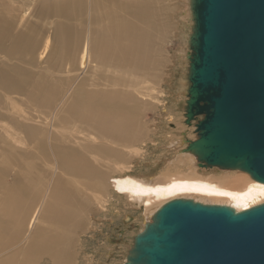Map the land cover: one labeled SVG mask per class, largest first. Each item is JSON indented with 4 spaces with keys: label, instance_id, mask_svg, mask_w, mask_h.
Instances as JSON below:
<instances>
[{
    "label": "bare ground",
    "instance_id": "1",
    "mask_svg": "<svg viewBox=\"0 0 264 264\" xmlns=\"http://www.w3.org/2000/svg\"><path fill=\"white\" fill-rule=\"evenodd\" d=\"M123 1L90 0V30L80 47L81 67L75 77H71L70 82L76 80V83L71 84L66 93L61 90L56 92L55 87L46 101L28 108L22 106L24 111H20L21 107L18 110L15 98L7 99L11 107L7 106L11 109L6 107L5 113L11 119L16 118L14 122L19 124V129L0 124V129L5 132L0 139L3 142L10 140L15 146L17 171L22 170L20 166L25 154L30 157L27 156L30 164L26 174L31 178V181L28 180L29 194L41 198L36 206L33 205L32 215L24 219V213L20 214L22 211L19 208L5 204L0 208V252L10 249L0 254V264H16L19 262L17 250L25 249L26 253H31L28 255L33 259L32 264H38L36 259H47L50 264L74 262L75 257H80L78 249L77 256H73L75 240L82 231L86 233L83 226L88 220L89 210L99 211L98 208H102L105 218L111 223L123 218L128 221L134 216L142 218L141 233L147 224L153 222L154 215L162 206L176 199L229 206L237 212L264 204L263 183L244 171L207 166L195 153L188 151L190 145L200 138L197 120H203L205 114H197L190 123L187 122L190 82L185 83L184 74L179 92L187 99L180 120L176 119L178 115L175 111L169 109L167 115L166 107L163 108L167 116L165 120L171 122L176 119L178 125L183 126L178 140L167 142L168 152L172 149L174 153L160 161V167L152 174L132 170L135 167L133 160L145 158L146 151L136 146L137 142L147 138L145 127L150 128L142 126L144 110L153 108L156 111L159 108L158 83L167 63L163 48L158 49L157 43L159 40L164 43L166 39L168 42L170 27L164 21L162 0H134L129 5ZM182 1L190 8V0ZM181 24L182 41L188 47L193 29H190V23ZM48 48L49 42L42 57ZM13 50H0V55L11 57L16 54ZM0 82L6 85L8 91L18 92L14 88V79L6 78L1 69ZM172 125L174 128L168 131L179 129L178 125ZM193 129L195 137L190 136ZM156 130L153 128L151 131L153 138L159 135ZM41 167L45 168L42 173L47 170L51 179L45 187L38 189L36 182L40 179ZM112 169L114 172L108 171ZM43 212L47 214L45 220L48 218L51 221V224L47 223V228L38 226ZM122 223L125 225L124 221ZM130 249L126 251L123 264ZM30 257L23 261L30 264ZM92 263L88 261L86 264Z\"/></svg>",
    "mask_w": 264,
    "mask_h": 264
},
{
    "label": "water",
    "instance_id": "2",
    "mask_svg": "<svg viewBox=\"0 0 264 264\" xmlns=\"http://www.w3.org/2000/svg\"><path fill=\"white\" fill-rule=\"evenodd\" d=\"M190 9L187 122L205 117L188 151L264 184V0H190ZM125 264H264V204L237 212L168 202L137 234Z\"/></svg>",
    "mask_w": 264,
    "mask_h": 264
},
{
    "label": "rangeland",
    "instance_id": "3",
    "mask_svg": "<svg viewBox=\"0 0 264 264\" xmlns=\"http://www.w3.org/2000/svg\"><path fill=\"white\" fill-rule=\"evenodd\" d=\"M133 1L134 0H124L123 3L129 5L132 4ZM161 2V7L163 8L162 13L165 16L164 21H166L170 27V29L168 28V42L166 39L164 42L165 44L163 43V40H159L157 43L158 49L163 48V54L167 63L165 68H163V75L159 81L160 84L158 83V87L160 88L159 90L161 91H159L158 100L159 103H161H158L159 108H155L156 111L153 110V108L144 110L145 112H148L147 114H145L143 111L144 125L142 124V126H147L150 128L146 129L145 127L144 129V127H142L146 132L147 138L144 137L142 142H140L143 145L137 142L136 146H141L143 150L146 151L145 158L143 160L139 159L132 161L135 166L132 169L133 171L146 172L147 174L156 172V170L160 167V161L164 160L166 157L168 158V154L174 153L171 151L172 149H170L168 152V146H166L168 144L167 142L171 139L177 141L180 136L179 131L181 128L183 129V126L178 125L176 119H178V121L180 120V116H182L183 109L185 108V99L187 98H184L183 95H181V92H179V83L181 78L185 75V83L189 84L187 78L190 67L189 58L192 54V50L189 47L190 45L187 47V44L182 41L181 36L183 34H180V29H182L181 23L186 25L187 23H190L189 27L191 30L193 29L194 22L191 9L188 8L186 3L183 1L181 2V0H162ZM80 3L83 5L80 6ZM89 7L90 0H0V50L9 51L10 49V52H12L13 49L16 50H13V53L16 54H12L13 56L11 57L0 55V69L5 74L6 78L14 79V88L16 91H18L10 92L7 90L6 85L0 82V110L2 113L4 112L3 114L0 113V124H2L4 127L10 128L12 126L11 128L17 129L19 126L18 123L14 122L16 118L11 119V117L5 113L7 111L6 107L11 109V105L9 104L10 100H7L8 98H15L17 104L20 105L16 106L18 110L21 107L22 109L20 108V111H24V108H28L31 105L33 106L42 104L43 101H46V99L50 96V93H54L55 87V91L61 90L62 92L64 91L63 93H66L70 88V85L76 83V80H72V82H70V79H72L71 77H73V75L75 77V75L78 73L77 71H79L81 67L79 55L81 50L80 47H82L84 44V40L87 39L90 30ZM159 27L160 25L157 26V28ZM47 42H49V48L46 50V55L44 54L42 57V52L44 51ZM19 49H22V51H17ZM186 58L187 60H185ZM27 99L29 103L27 102ZM26 102L28 103V106L25 104ZM153 102L156 101L153 100ZM7 104H9L10 107L7 106ZM164 107H166L167 115H169V109H172L173 112H176L178 117L175 119V121L170 122L164 119V117H167L166 113L163 111ZM10 119L13 122L10 121ZM151 122L153 124H151ZM197 122H199V120H197ZM13 123L16 125H13ZM154 124L156 127H153ZM172 124L178 125L179 129H176L175 131H168L174 128ZM7 125L10 126L8 127ZM153 128L154 130L157 129L156 131L159 133V135L154 137L155 139L151 134ZM191 132L190 136L195 137L196 133L194 129ZM0 134V138L3 139L2 137L5 136L3 129H0ZM148 137L151 138L149 139ZM1 139L0 208H3L4 204L5 206L9 205L16 207V209L19 208L20 211H22L20 214L24 213V219L25 216L27 218L29 214L32 215V211L34 209L33 207L38 204L41 198L33 197L31 193L29 194V182L31 181V178L26 176V174L28 175L29 173L27 172V168L30 164V157L25 154L26 156L21 161L23 167L20 166L22 170H18V172V165L16 163L17 161L16 158H14V149H16L15 146L11 144L10 140H4L3 142ZM11 148L13 150H11ZM26 159H28V161ZM43 169L45 170L43 167L40 171V176H38L41 180L37 179L36 182L38 189H41L45 187L47 183H50L51 175L47 173V170L42 173V171H44ZM113 169L117 171L115 167ZM113 169L112 171H108L112 173L114 172ZM211 170H217V172H220L218 169ZM109 172L108 176H110ZM18 179L19 181H17ZM38 181H40V183H38ZM15 191L17 192L15 193ZM98 209L99 211H88V220L83 226V230H85L86 233H83L82 231V233H80L82 237L79 235L75 240L76 242L73 256H77L75 253H77L78 249V253L80 252V257L78 258L77 256L76 258L74 256L76 262L74 261L70 264H86L88 261L93 262L92 264H123L127 254L126 251H128L129 247H131L130 245L133 243L134 236L139 233L141 223L143 221L142 218H137L134 216L135 220L131 218L130 220L128 219V221H126V219L123 218L122 220L118 219V221L115 223H111L105 218V212L102 210V208ZM125 213L127 212H124V214ZM46 215L47 214L43 212L42 217H40L41 220L39 219L40 223L38 220V226H41L42 228L48 227L46 225L50 219L47 218V220H45ZM108 217L109 214L107 215V218ZM115 217L117 220L116 214ZM122 221L125 222V225H123ZM43 222L45 223L43 224ZM49 224H51V221ZM91 224H93V226ZM79 237L81 238V241ZM7 250H4L3 252ZM3 252L1 251L0 254ZM24 252L26 253V249L23 251L17 250L16 253L19 261L17 262L18 264H27L25 262L26 258L30 257L29 255L31 253H26L25 256ZM107 254H110L108 258H106ZM31 261L32 262L30 264L33 263V259H31ZM35 262L38 264H50L47 259L44 261L36 259Z\"/></svg>",
    "mask_w": 264,
    "mask_h": 264
}]
</instances>
